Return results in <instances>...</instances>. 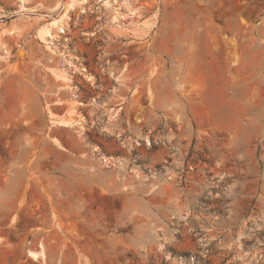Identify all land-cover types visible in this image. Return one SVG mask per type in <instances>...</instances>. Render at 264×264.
Instances as JSON below:
<instances>
[{
    "label": "rangeland",
    "instance_id": "1",
    "mask_svg": "<svg viewBox=\"0 0 264 264\" xmlns=\"http://www.w3.org/2000/svg\"><path fill=\"white\" fill-rule=\"evenodd\" d=\"M72 1L0 0V264H264V0Z\"/></svg>",
    "mask_w": 264,
    "mask_h": 264
},
{
    "label": "bare ground",
    "instance_id": "2",
    "mask_svg": "<svg viewBox=\"0 0 264 264\" xmlns=\"http://www.w3.org/2000/svg\"><path fill=\"white\" fill-rule=\"evenodd\" d=\"M22 2H23V0H21ZM21 2V3H22ZM85 2V0H73L72 1V4L70 5V8H73L74 6H75V4H77V3H84ZM65 16L66 15H63V18H65ZM62 18V19H63ZM62 19H60V20H55V21H53L52 22V24H51V26L52 27H55V29H57V31L59 32V33H65V26L63 25V23H62ZM50 31H51V28H43V29H41L40 30V32H39V36H40V38H41V40L42 41H44L45 39H46V37L48 36V35H50ZM53 123H56L57 125H61V126H71L72 125V123H71V121L70 122H68V121H66L65 119H63V118H58V119H55L54 120V122ZM34 257H38L39 256V254L38 253H31ZM41 255H43L44 256V254H43V252H41L40 253Z\"/></svg>",
    "mask_w": 264,
    "mask_h": 264
}]
</instances>
